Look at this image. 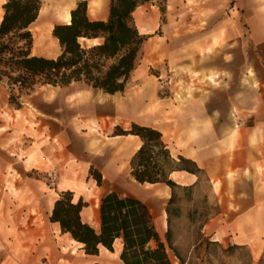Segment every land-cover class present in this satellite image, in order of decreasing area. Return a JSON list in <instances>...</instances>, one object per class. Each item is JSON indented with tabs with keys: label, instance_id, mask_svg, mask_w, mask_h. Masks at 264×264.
Returning a JSON list of instances; mask_svg holds the SVG:
<instances>
[{
	"label": "rangeland",
	"instance_id": "obj_1",
	"mask_svg": "<svg viewBox=\"0 0 264 264\" xmlns=\"http://www.w3.org/2000/svg\"><path fill=\"white\" fill-rule=\"evenodd\" d=\"M77 1L44 0L46 13L32 25L34 53L57 56L62 51L50 28L65 22L64 10ZM110 1L88 0L89 15L107 18ZM2 2L0 20L4 13ZM134 18L147 40L125 90L118 94L121 99H130L139 91L148 102V94L152 92L157 102L166 98L172 107L181 109L197 96L207 97L228 87L231 136L240 138L243 129L255 125L247 134L249 145L255 148L260 142L264 146V128L259 127L264 124V0H151L136 9ZM229 45L231 73L219 67L204 71L198 66L223 52L227 58ZM44 85L36 86L38 96L45 101L55 98L59 88ZM31 99L27 93L18 97L22 106L33 109ZM13 108L18 107L11 101V89L0 81V264H93V261L123 264L119 241L114 251L101 246L99 254L88 255L82 243L74 241L69 233L61 231L58 223L51 221L55 200L61 194L58 162L52 157H42L40 163L30 168L21 155L11 154L14 142L6 139L5 122L14 120L9 111ZM239 121L244 124L233 129ZM113 122L103 118L90 126L100 138L92 154L100 158L98 166L91 164L95 170L90 168V174L76 184L75 198L81 195L86 202L82 217L98 229L100 199L109 190H116L147 202L165 239L169 228L166 207L172 189L167 184L140 183L132 176L131 146L117 148L111 144L113 148L109 146L108 153L102 152L109 145L108 127ZM27 125L33 123L27 120ZM212 168L209 171L202 168L199 180L192 186L176 188L170 225L174 246L186 264H264V196L250 190L255 177L248 172L251 179L240 186L251 194L239 195L231 191L238 173H229L219 163ZM98 171L102 173L101 184L97 181ZM171 176L180 183L186 181L184 173L173 172ZM239 199L243 204H239ZM241 215L245 219L221 235L229 221H237ZM169 251L174 257L173 251Z\"/></svg>",
	"mask_w": 264,
	"mask_h": 264
},
{
	"label": "trees",
	"instance_id": "obj_2",
	"mask_svg": "<svg viewBox=\"0 0 264 264\" xmlns=\"http://www.w3.org/2000/svg\"><path fill=\"white\" fill-rule=\"evenodd\" d=\"M150 1L111 0L107 18H92L88 0H78L71 9V21L53 27L62 51L57 56H47L33 52L32 25L39 17L43 1L6 0L0 20V81L9 85L11 101L22 107L18 97L39 84L67 86L79 82L107 93L124 91L147 40L136 24L134 12ZM115 134H135L142 141L130 160L131 174L137 181L167 184L172 189L166 207L169 224L166 238L161 235L147 202L116 190L100 199L98 229L83 219L86 202L82 196L76 199L72 190H64L57 197L51 221L82 243L89 255L99 254L101 246L114 251L115 242L120 241L119 257L124 264H186L172 241L171 205L177 198L176 188L193 184L183 185L171 174L187 170L196 174L198 181L203 169L191 158L175 156L158 127L132 122L130 129L117 125ZM97 181L102 182L99 172Z\"/></svg>",
	"mask_w": 264,
	"mask_h": 264
},
{
	"label": "crops",
	"instance_id": "obj_3",
	"mask_svg": "<svg viewBox=\"0 0 264 264\" xmlns=\"http://www.w3.org/2000/svg\"><path fill=\"white\" fill-rule=\"evenodd\" d=\"M2 1L4 3L6 0ZM42 1L38 19L42 13H46L44 0ZM75 5L72 3L64 10L62 16L65 22L71 21V9ZM104 17L106 15L96 18ZM51 27L50 31L54 26ZM56 40L58 41L57 38ZM228 48L227 58L223 52L219 57L213 56L198 66L204 71L219 67L231 73V45ZM51 86L59 88L57 96L46 101L38 96V87L28 93L35 111L24 105L9 109L15 121L5 122V135L6 139L14 142L15 150L11 154L21 155L23 161L30 164V168L40 163L42 157L57 160V168L61 173L58 185L60 192L72 190L75 193L78 181L90 174V168L95 170L91 164L98 166L100 157L97 159L92 152L100 138L90 126L95 121L99 123L101 119L109 118L114 122L108 127L110 141H107L109 145L103 148V153H108L111 144H115L117 148L131 146L133 155L142 143L138 135L115 134L117 124L125 126V129L132 122L152 125L162 130L175 156L181 154L191 158L199 167L208 171L219 163L225 165L230 170L229 173L237 172L236 183L231 187L232 193L251 194L240 186L241 182L251 179L247 175L251 172L255 177V185L250 190H254L257 196H264V146L260 142L255 144V148L254 145L251 146L254 149L249 145L247 134L255 125L243 129L240 138L231 136V90L228 87L217 89L207 97L197 96L193 102L177 109L166 98L157 102L152 92H149V101L146 102L145 96L139 91L133 93L130 99H121L118 96L120 92L112 94L93 87L85 88L84 84L77 82L67 86ZM27 120L33 125L29 127ZM243 124V121L236 125L234 123L233 129ZM259 127L264 128V124ZM175 172L184 173L186 181L182 184H193L198 179L196 174L187 170ZM209 177L214 185V178L210 173ZM239 204H243L242 199H239ZM262 205L264 211V202ZM244 219L245 215H241L237 221H229L225 229L221 230V235L224 236L231 231V225ZM73 240L77 242L74 238ZM119 243L122 248L120 241Z\"/></svg>",
	"mask_w": 264,
	"mask_h": 264
},
{
	"label": "bare ground",
	"instance_id": "obj_4",
	"mask_svg": "<svg viewBox=\"0 0 264 264\" xmlns=\"http://www.w3.org/2000/svg\"><path fill=\"white\" fill-rule=\"evenodd\" d=\"M106 248V247H105ZM106 250H108L107 248H106Z\"/></svg>",
	"mask_w": 264,
	"mask_h": 264
}]
</instances>
